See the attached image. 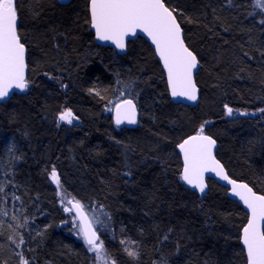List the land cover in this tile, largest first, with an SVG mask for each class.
<instances>
[{"label": "trees", "instance_id": "obj_1", "mask_svg": "<svg viewBox=\"0 0 264 264\" xmlns=\"http://www.w3.org/2000/svg\"><path fill=\"white\" fill-rule=\"evenodd\" d=\"M88 6L17 0L28 88L0 104V264H93L65 191L105 224L116 264H247L246 213L212 180L204 196L188 189L177 146L203 125L227 174L264 195V26L253 0H166L199 62L196 106L172 103L143 39L123 56L97 46ZM129 94L139 125L117 128L115 102ZM65 109L72 124L58 121Z\"/></svg>", "mask_w": 264, "mask_h": 264}, {"label": "snow or ice", "instance_id": "obj_2", "mask_svg": "<svg viewBox=\"0 0 264 264\" xmlns=\"http://www.w3.org/2000/svg\"><path fill=\"white\" fill-rule=\"evenodd\" d=\"M227 4L230 5L231 0H227ZM253 6L259 10V23L264 26V0H253ZM176 12V8L166 6V0H90V24L95 30L97 40L109 41L117 49L124 51L126 37L135 36L137 31L144 33L155 46L156 54L167 72L171 95L194 102L197 100V87L193 82V70L197 68L198 60L185 45ZM25 52V44L22 43L18 31L17 0H0V101L9 97L13 89L23 92L28 88L25 77ZM261 55H264V52ZM96 94L99 95L98 92ZM121 96H124L123 91ZM225 108L227 115L231 117L233 109L228 105H225ZM114 110L117 126L125 122L137 123V105L130 98V94L115 102ZM260 111L264 113V109ZM240 115L246 113L241 112ZM75 119L71 109H65L58 115V121L67 124H72ZM215 143L214 139L204 134L203 125L196 135L180 143L178 148L184 161L180 178L200 193L205 192L206 172L215 173L232 186L231 194L243 202L249 213L241 240L246 250L247 264H264V195H257L248 184L237 183L229 178L213 156ZM50 179L56 184L57 195L60 196L62 186L55 167L51 170ZM3 192L4 188L0 186V193ZM63 196L64 211L70 214L75 212L73 228L77 229V235L83 239L88 251L94 254L93 264H116L115 258L99 235L105 230V224L99 221L94 211L90 213L89 206L79 199L69 196L66 191ZM2 211L0 209V214ZM98 222L100 228L95 227ZM23 243L21 237L16 246L19 247ZM120 243L124 245L126 242L121 240ZM124 250L133 259L138 255L129 248ZM20 264L29 262L21 256ZM162 264H167V261H162Z\"/></svg>", "mask_w": 264, "mask_h": 264}, {"label": "water", "instance_id": "obj_3", "mask_svg": "<svg viewBox=\"0 0 264 264\" xmlns=\"http://www.w3.org/2000/svg\"><path fill=\"white\" fill-rule=\"evenodd\" d=\"M57 1H58V3L61 4V5H67V4H69L72 0H57ZM88 12H89V26H90V30H91V32H92V34H93V40H94V43H95L97 46L111 48V49H113V50L116 52L117 55H119V56H123V55H125V53H126L127 43H128V42L135 41L137 38H141V39H143L144 41H146V42L149 44V46L151 47V49L153 50V52H154V54H155V56H156V58H157V61H158L159 65H160V68H161V70H162V72H163V75H164V77H165L166 86H167L168 93H169V97H170V100L172 101V103H174V104H181V105H185V106H196V105L198 104V101H199V90H198V88H197V100L194 101V102H193V101H188V100H186V99L183 98V97H175V98H174V97L171 95V90H170V87H169V84H168L167 72H166V70L164 69V67H163V63H162V61L160 60L159 56L156 54L155 46L152 44L151 40H150V39H149L144 33L137 31V34H136L135 36H128V37H126V38H125V49H124V51H121L120 49H117V48L115 47V45L112 44V43L109 42V41H99V40H97L96 35H95V30H94L93 28H91V24H90V22H91L90 0H89ZM182 37H183V31H182ZM183 39H184V38H183ZM185 45H186V44H185ZM25 64H26V68H25V77L27 78V61H26V52H25ZM198 69H199V62H198V66H197V68L193 70V82H194V83H195V76H196V74H197V72H198ZM195 84H196V83H195ZM196 87H197V86H196ZM23 92H24V91H23ZM23 92H21V91H19V90H17V89H13V90H11L9 97H7V98H5L4 100L0 101V104H1V103H6V102H7L8 100H10L11 97H13L14 95H20V94H22ZM114 109H115V107L113 108V111H112V118H113V122H114V124H115V126H116L117 128L134 129V128H136V127L139 125V120H140V118H139V111H138V108H137V123H136V124H128V123L125 122V123H123V124H121V125H119V126H117L116 123H115V110H114ZM194 135H196V134H194ZM205 135H207V134H205ZM191 136H193V135H191ZM191 136H189V137H191ZM208 136H209V135H208ZM189 137H187L186 139H188ZM184 140H185V139H184ZM184 140H183V141H184ZM183 141H182V142H183ZM182 142H181V143H182ZM177 153H178V155H179V157H180L181 165H182V171H183V164H184V161H183V154L180 152L178 146H177ZM215 153H216V143H215V147L213 148V156H214L215 159H216ZM216 160H217V159H216ZM217 161H218V160H217ZM218 162H219V161H218ZM219 163H220V162H219ZM220 164H221V163H220ZM221 165H222V164H221ZM222 167H223V166H222ZM223 168H224V167H223ZM224 170H225V168H224ZM225 173L227 174L226 170H225ZM227 175H228V174H227ZM228 176H229V175H228ZM229 178L232 179L230 176H229ZM209 180H212V181H214L215 183H217L218 185H220L221 187L225 188V189H226V196H227V198L230 199L231 201H234L235 203H237V204L243 209V211H244V212L246 213V215H247V220H246V223H245V225H244V226H246L247 221H248V216H249L248 210L245 208L243 202L240 201L238 197L233 196V195L231 194V192H232V186H231L230 184H228L226 181L221 180L219 177H217V176L215 175V173H213V172H206V173H205V184H206V187H205V192H204V193H200L199 190L192 188L191 186H189L188 184H186L183 180H182V181H183L184 185H185L188 189H190L191 191L195 192V193L198 194L199 196H204V195L207 193V187H208V181H209ZM233 180H234V179H233ZM234 181H236V180H234ZM236 182H237V183H244V182H241V181H236ZM255 193H256V192H255ZM256 194H257V195H261V194H258V193H256ZM70 207H71V205H70ZM72 213H73V215L75 216V212H72ZM77 222L79 223V221H77ZM244 226H243V228H244ZM243 228H242L241 231H240V246H241V248H242V250H243V252H244V254H245L246 261H247L246 250L244 249V246H243V244H242V242H241V240H242V235H243ZM262 230H264V224H262Z\"/></svg>", "mask_w": 264, "mask_h": 264}, {"label": "bare ground", "instance_id": "obj_4", "mask_svg": "<svg viewBox=\"0 0 264 264\" xmlns=\"http://www.w3.org/2000/svg\"><path fill=\"white\" fill-rule=\"evenodd\" d=\"M78 223V222H77ZM83 240V239H82ZM84 242V241H83ZM85 244V243H84Z\"/></svg>", "mask_w": 264, "mask_h": 264}]
</instances>
